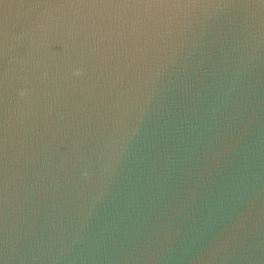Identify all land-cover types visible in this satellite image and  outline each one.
Returning a JSON list of instances; mask_svg holds the SVG:
<instances>
[{
  "label": "water",
  "instance_id": "95a60500",
  "mask_svg": "<svg viewBox=\"0 0 264 264\" xmlns=\"http://www.w3.org/2000/svg\"><path fill=\"white\" fill-rule=\"evenodd\" d=\"M0 264H264V0H0Z\"/></svg>",
  "mask_w": 264,
  "mask_h": 264
}]
</instances>
